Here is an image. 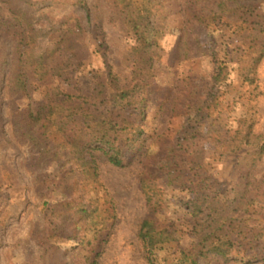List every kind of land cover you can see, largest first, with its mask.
<instances>
[{"label":"trees","instance_id":"1","mask_svg":"<svg viewBox=\"0 0 264 264\" xmlns=\"http://www.w3.org/2000/svg\"><path fill=\"white\" fill-rule=\"evenodd\" d=\"M228 1L233 3L224 8ZM261 1L188 0L183 7L184 34L179 36L171 53L179 59L190 58L194 52L191 40L194 30L200 26L215 29L229 26L247 43L243 54L249 59L244 69L255 73L264 58V26L255 18ZM75 3L89 13L87 0ZM114 4L121 11L124 29L136 38L130 48V79H122L107 62L104 68L95 71L97 83L92 92H67L54 86L46 93V124L40 133H34L31 127L36 114L30 104L18 103L15 99L29 93L28 69H32L39 80L64 75L67 65L62 55L65 52L83 64L87 55L80 42L84 25L79 17H75V23L69 17L51 23L22 16L26 20L27 39L18 44L12 62L8 59L3 62L4 70L12 65L9 94L15 101L12 109L13 117L20 124L19 137L29 139L45 162L55 161L63 168L59 180H55V183L61 181L60 199L53 204L49 199L44 201L46 212L53 216L49 220V231L52 235L64 236L66 230L79 226L82 221L90 232L81 233V238L73 245L72 264H99L102 254L99 246L107 240V235L100 233H110L118 215L113 197L103 191L99 164L93 153L100 150L112 163L123 166L128 163L129 152L135 156L144 152L140 179L148 214L140 224L138 236L150 264H230L224 259L234 252L243 253L241 258L245 264H264L261 235L264 215L255 216V211H251L250 204L243 198L219 192L207 163V138L200 128L189 124L175 134L165 131L158 135L161 148L147 145L145 122L153 98L162 108L170 107L173 115H185L190 121L201 115L211 117L221 103L219 89L215 87L217 76L202 89L200 83L195 82L194 74L189 73L178 77L171 87L156 95V65L162 57L160 49L169 16L165 1L114 0ZM214 120L222 154L237 151L244 143L257 142L261 143L259 154L264 153V133L255 132L253 124L248 127L243 124L223 135L225 127L218 117ZM170 186L195 193L185 200L194 218L195 239L181 247L176 255L163 251L170 230L160 211L166 206L165 189ZM79 234L70 233L69 237ZM82 243L84 253L76 250ZM40 246L44 256L49 245L44 250L43 245ZM55 255L57 252L50 259L51 264H56Z\"/></svg>","mask_w":264,"mask_h":264},{"label":"rangeland","instance_id":"2","mask_svg":"<svg viewBox=\"0 0 264 264\" xmlns=\"http://www.w3.org/2000/svg\"><path fill=\"white\" fill-rule=\"evenodd\" d=\"M75 1L0 0V264H51L54 252H57L56 264H66V261L72 264L73 245L77 244L81 233L89 231L82 221L79 226L66 230L64 236L52 235L49 231V220L53 216L46 212L44 201L49 199L53 204L60 199L61 181L55 183V180H59L63 168L58 162H45L29 139L19 137L20 124L13 117L12 109L15 101L9 94L12 65L2 69L5 59L12 62L18 44L27 39L26 20L22 16L51 23L67 17L75 23V17H79L84 25L80 42L87 55L82 65L65 52L62 55L67 65L64 75H50L39 80L32 69L27 71L29 93L15 100L30 104L35 111L36 119L31 124L34 133L45 128L46 93L54 86L67 92H92L97 83L95 71L104 68L107 62L128 81L132 71L130 48L136 38L124 29L120 9L114 0H87L88 13ZM164 1L169 16L160 49L162 57L156 65V95L171 87L178 77L193 73L195 82L200 83L202 89L213 83L217 76L215 87L219 89L221 103L211 117L201 115L190 121L185 115H173L170 107L162 108L153 98L145 122L147 145L159 149L162 147L160 133L169 131L175 134L189 124L199 127L207 138V163L219 192L243 198L250 204L251 211H255V216L261 217L264 215V153L259 154L261 143H244L241 149L222 154L216 140L218 126L213 123L218 117L225 127L223 135L234 132L243 124L247 127L253 124L255 132L264 133V58L255 73L244 69L249 59L243 54L247 43L229 26L216 29L198 27L191 33L193 56L177 58L171 48L184 34L183 7L188 0ZM232 3L228 1L223 7ZM255 18L264 26V0L260 2ZM242 118L247 120L241 121ZM93 154L99 164L103 191L113 197L118 215L110 233H100L107 235V240L99 246L102 251L99 264H150L143 241L138 236L140 224L148 214L140 179L144 152L136 156L129 152L128 163L123 166L112 163L100 150ZM194 194V191L179 186L165 189L167 203L160 213L169 225L170 237L164 252L176 255L181 247L195 239L192 233L194 218L185 205V200ZM70 233L80 234L71 238ZM261 235L264 241V230ZM40 245L43 250L49 245L44 256ZM76 250L84 253L85 244ZM241 257L243 253L234 252L224 260L230 264H245Z\"/></svg>","mask_w":264,"mask_h":264}]
</instances>
